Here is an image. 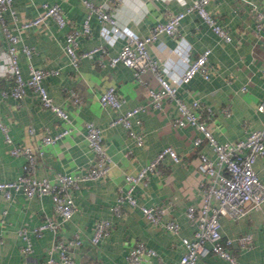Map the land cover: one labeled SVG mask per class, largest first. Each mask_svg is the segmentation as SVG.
<instances>
[{
  "label": "crops",
  "instance_id": "0c3cea01",
  "mask_svg": "<svg viewBox=\"0 0 264 264\" xmlns=\"http://www.w3.org/2000/svg\"><path fill=\"white\" fill-rule=\"evenodd\" d=\"M41 1L58 2L69 23L59 27L49 17L44 23L21 28L20 40L16 43L18 62L23 76L29 74L31 66L57 69L46 73L43 83L53 100L69 112L78 129L43 146V153L37 158L36 175L52 176L59 171L80 173L90 165L93 151L84 136L85 120H92L101 128L105 149L114 164L107 175L82 180L72 188L75 209L71 219L61 222L55 233L49 229H44L40 236L31 233L32 250L29 254L20 251L23 239L17 229L22 225L30 227L42 221L44 215L53 214L50 197L47 194L27 197L21 191H15L6 199L0 193V264L41 261L53 238L72 236L77 229L83 235H89L100 217L113 220L109 232L97 244L84 240L73 248L72 264H128L126 253L137 239H142L158 253V256L144 255L145 264H164L167 260L177 264L182 251L180 236H190L194 227L184 214L185 207L188 203L199 205L201 202L198 151L213 156L211 146L203 141L195 147L192 138L201 136V132L192 125L179 127L171 122L176 106L170 99H163L160 109L147 107L140 113L145 131L142 145L135 144L121 124L110 125L109 120L116 111L103 107L98 100L99 93L107 85L113 84L117 93L124 97L123 107L146 101V87L135 80L132 70L120 61L114 64L108 61V55L116 53L124 41L123 36L117 34L114 37L111 23H101L91 15L90 30L78 35L77 49L102 43L107 52L102 56L95 53L82 57L78 66L73 67L62 43L66 31L71 25L80 26L86 14L81 0H12L15 17L6 10L4 18L10 30L17 32L15 24L35 15ZM187 3L188 0H116L109 4V10L120 29L128 28L143 35L154 22L166 19ZM207 8L227 28L230 40L221 39L196 11L189 10L180 20L178 34L160 33L149 44V50L162 56L170 76L178 77L189 59L206 47L210 49V76L204 78L195 74L178 86V94L187 102L194 97L200 100L206 125L217 139L234 140L244 137L250 129L262 126L264 113L257 110L256 105L264 99V72L261 69L264 63V21L258 29L253 10H264V0H210ZM6 44L0 30V119L7 125L14 143L34 148L45 131L55 132L64 122L50 109L44 108L30 89L22 98L2 95L1 90L11 84V77L5 70ZM23 44L31 47L30 55L22 49ZM142 76L150 85H156L150 71H145ZM71 90L80 94V104L73 102ZM224 109H229L230 113ZM29 126L33 127V133L29 132ZM166 144L175 148L180 160L174 161L168 155L161 159L156 169L148 173L147 179L135 185L133 193L137 203L123 202L121 214H114L110 205L126 188L124 174L137 171ZM126 148L131 150L128 155H124ZM23 161V155L9 152L0 131V179L14 177L21 170ZM254 168L264 182V153L256 159ZM139 204L164 205L166 208L161 218L175 219L179 224L178 233L151 223ZM220 231L223 237L250 233L248 246L242 247L236 239L226 246L236 255L237 264H264V203L236 220L221 216ZM198 264L229 262L208 252L199 257Z\"/></svg>",
  "mask_w": 264,
  "mask_h": 264
},
{
  "label": "built area",
  "instance_id": "2783aa9c",
  "mask_svg": "<svg viewBox=\"0 0 264 264\" xmlns=\"http://www.w3.org/2000/svg\"><path fill=\"white\" fill-rule=\"evenodd\" d=\"M81 1L86 9V14L80 26L71 25L66 31L62 43L63 51L70 64L77 67L82 57L93 56L95 53L102 56L107 52L102 43L92 45L87 49H77L78 35L89 32V19L91 15H95L101 23H111V34L114 37L119 34L124 39L116 53L108 55L109 63L114 64L120 61L132 70L135 80L146 87L145 102H136L123 107L124 97L117 93L113 84L107 85L99 93L98 100L103 107L116 111L110 118L109 124H121L126 135L135 144L142 145L145 131L140 113L147 107L160 109L163 99H170L176 106V114L171 117V122L179 127L186 124L194 126L201 132V136H194L192 144L198 147L205 141L214 152V155L210 156L203 150L198 151L197 169L201 175L199 182L201 202L199 205L188 203L185 207L184 214L194 227L190 236H180L182 251L177 259V264H198L199 257L208 252L226 259L229 264H237L236 255L226 245L236 239L242 247H246L250 244L251 235L244 232L234 237H223L220 231V217L226 216L236 220L244 216L248 210L259 208L264 203V182L254 168V162L264 153V116L262 126L250 129L242 138L234 140L217 139L206 125L204 106L200 100L194 97L187 102L178 94V86L189 81L195 74H200L204 78L210 76L211 66L208 61L210 49L206 47L189 59L178 77L170 76L165 69L162 56L153 54L149 50V44L160 33L173 36L178 34L180 20L189 10L196 11L221 39L230 40L229 31L217 21L215 15L207 8V3L210 0H188L183 9L173 11L166 19L154 22L149 31L143 35L128 28L122 27L120 29L115 24L114 16L109 10V4L116 0ZM6 10L15 17L12 0H0V30L3 32L7 43L5 70L11 77V84L1 90L2 95L22 98L27 89H30L44 108L50 109L64 122L62 128L55 132L45 131L33 148L27 144L14 143L8 133L7 125L0 119V131L8 145L9 152L13 155L21 154L24 156L21 170L14 177L0 179V193L6 199L11 198L15 191H21L27 197L47 194L52 203L53 214L44 215L42 221L30 227L22 225L17 229L18 235L23 239V243L19 246L20 251L23 254H29L32 250L31 233L40 236L44 229H49L55 233L61 222L71 219L75 209L72 188L76 187L82 180L107 175L114 161L105 149L101 128L94 121L85 120L84 136L93 151L90 165L80 173L59 171L52 176L47 174L36 175L37 158L43 153V146L54 143L62 136L77 130L78 127L73 122L69 112L53 100L43 83L45 74L51 71L55 72L57 69L31 66L29 74L23 76L17 58L16 43L20 40L19 30L21 28L44 23L49 17L53 18L59 27H63L69 21L58 2L41 1L40 9L35 15L26 17L15 24L16 32L10 30L4 18ZM253 12L255 25L259 29L263 26L264 10L255 8ZM22 49L27 55H30L31 47L23 44ZM261 69L264 72V63L261 65ZM145 71H150L154 75L156 85H150L142 76ZM71 95L74 103H81L82 98L78 92L71 90ZM256 109L264 113V99L257 103ZM224 111L227 114L230 113L229 109H224ZM28 130L33 133L32 126H29ZM130 151V148H126L124 155H128ZM166 155L174 161H179L181 158L172 145L166 144L150 160L142 164L137 171L124 174L127 183L126 188L118 194L116 202L110 205L114 214H121L123 202L130 205L137 203L133 193L135 185L144 182L148 173L154 171L157 163ZM139 205L143 215L151 223L178 233L179 224L175 219L161 218L166 208L164 205ZM56 216L59 218L56 219ZM112 224V219L100 217L95 221L89 235H83L77 229L72 236L62 239L55 237L46 247L45 257L41 261H34L30 264H72L74 261L73 248L82 244L84 240L97 244L109 232ZM1 239L0 235V241ZM144 255L158 256V253L154 247L147 245L142 239H137L126 253L127 263L145 264ZM164 264H174V262L167 260Z\"/></svg>",
  "mask_w": 264,
  "mask_h": 264
}]
</instances>
